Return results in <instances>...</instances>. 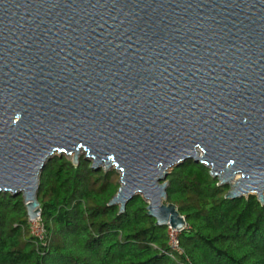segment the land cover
<instances>
[{
  "label": "water",
  "instance_id": "water-1",
  "mask_svg": "<svg viewBox=\"0 0 264 264\" xmlns=\"http://www.w3.org/2000/svg\"><path fill=\"white\" fill-rule=\"evenodd\" d=\"M70 154L118 173L109 206L140 195L179 232L185 161L264 204V0H0V192L35 219Z\"/></svg>",
  "mask_w": 264,
  "mask_h": 264
},
{
  "label": "trees",
  "instance_id": "trees-1",
  "mask_svg": "<svg viewBox=\"0 0 264 264\" xmlns=\"http://www.w3.org/2000/svg\"><path fill=\"white\" fill-rule=\"evenodd\" d=\"M165 180L167 202L186 223L178 250L140 195L122 213L108 205L119 187L115 170L53 157L37 196L43 239L31 233L21 195L0 192V264H264V204L255 195L226 199L228 187L192 160Z\"/></svg>",
  "mask_w": 264,
  "mask_h": 264
},
{
  "label": "built area",
  "instance_id": "built-area-1",
  "mask_svg": "<svg viewBox=\"0 0 264 264\" xmlns=\"http://www.w3.org/2000/svg\"><path fill=\"white\" fill-rule=\"evenodd\" d=\"M31 233L36 236L38 239H43L44 229L41 225L40 216L38 215L35 219L29 220ZM179 231L171 229L168 227L169 234V245L173 250H178V235Z\"/></svg>",
  "mask_w": 264,
  "mask_h": 264
},
{
  "label": "rangeland",
  "instance_id": "rangeland-1",
  "mask_svg": "<svg viewBox=\"0 0 264 264\" xmlns=\"http://www.w3.org/2000/svg\"><path fill=\"white\" fill-rule=\"evenodd\" d=\"M83 156V154H81L79 157ZM67 159L71 160V156L67 157ZM113 170V169H110Z\"/></svg>",
  "mask_w": 264,
  "mask_h": 264
},
{
  "label": "bare ground",
  "instance_id": "bare-ground-1",
  "mask_svg": "<svg viewBox=\"0 0 264 264\" xmlns=\"http://www.w3.org/2000/svg\"><path fill=\"white\" fill-rule=\"evenodd\" d=\"M69 156H71V157H72L73 155H72V154H70ZM233 180H236V176H235V178H234Z\"/></svg>",
  "mask_w": 264,
  "mask_h": 264
}]
</instances>
